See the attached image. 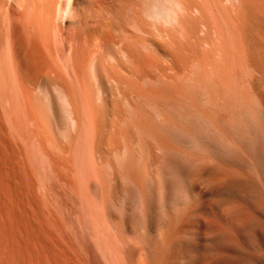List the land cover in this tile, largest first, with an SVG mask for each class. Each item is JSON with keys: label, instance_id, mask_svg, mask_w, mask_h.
I'll return each instance as SVG.
<instances>
[{"label": "bare ground", "instance_id": "bare-ground-1", "mask_svg": "<svg viewBox=\"0 0 264 264\" xmlns=\"http://www.w3.org/2000/svg\"><path fill=\"white\" fill-rule=\"evenodd\" d=\"M0 198V264H264V0H0Z\"/></svg>", "mask_w": 264, "mask_h": 264}, {"label": "rangeland", "instance_id": "rangeland-1", "mask_svg": "<svg viewBox=\"0 0 264 264\" xmlns=\"http://www.w3.org/2000/svg\"><path fill=\"white\" fill-rule=\"evenodd\" d=\"M1 200V204H2V206H3V208H2V206H1V204H0V223H2V224H0V231L2 230V232H0V240L4 243V246L6 247V245H7V214H8V211H6V210H8V206H6V205H8V198H0ZM2 199H4V200H2ZM7 201V202H6ZM4 203V205H3V203ZM6 207H7V209H6ZM3 210V211H2ZM2 214H4V215H2ZM2 216V217H1ZM6 224V225H5ZM2 227V228H1ZM6 233H5V232ZM1 234H2V236H1ZM4 234H6V235H4ZM5 239V240H4ZM6 244V245H5ZM227 264H234V260H229L228 262H227Z\"/></svg>", "mask_w": 264, "mask_h": 264}]
</instances>
